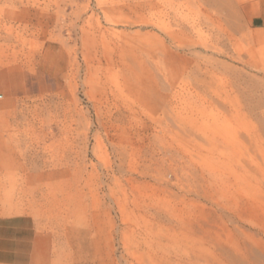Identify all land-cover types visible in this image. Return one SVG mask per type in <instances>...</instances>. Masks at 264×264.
Listing matches in <instances>:
<instances>
[{"label":"rangeland","instance_id":"374dc122","mask_svg":"<svg viewBox=\"0 0 264 264\" xmlns=\"http://www.w3.org/2000/svg\"><path fill=\"white\" fill-rule=\"evenodd\" d=\"M0 207L52 264H264V0H0Z\"/></svg>","mask_w":264,"mask_h":264},{"label":"crops","instance_id":"0c3cea01","mask_svg":"<svg viewBox=\"0 0 264 264\" xmlns=\"http://www.w3.org/2000/svg\"><path fill=\"white\" fill-rule=\"evenodd\" d=\"M56 234L41 230L30 214H9L0 207V264H52Z\"/></svg>","mask_w":264,"mask_h":264}]
</instances>
